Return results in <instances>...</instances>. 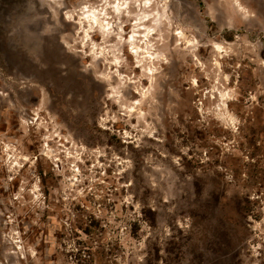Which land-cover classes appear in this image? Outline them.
<instances>
[{"label":"rangeland","instance_id":"1","mask_svg":"<svg viewBox=\"0 0 264 264\" xmlns=\"http://www.w3.org/2000/svg\"><path fill=\"white\" fill-rule=\"evenodd\" d=\"M0 264H264V0H0Z\"/></svg>","mask_w":264,"mask_h":264},{"label":"water","instance_id":"2","mask_svg":"<svg viewBox=\"0 0 264 264\" xmlns=\"http://www.w3.org/2000/svg\"><path fill=\"white\" fill-rule=\"evenodd\" d=\"M10 11V10H9ZM12 17L10 16V25L12 29L16 28V24H19V30L15 32V35L13 34V39H12V47H16V42H21L22 44H28L31 45L33 44L32 39L26 38L25 36L29 35L28 30L25 28V24L29 22H35L31 21L30 15L31 11L28 9H24L23 7L20 6H14L12 3ZM16 25V26H15ZM32 26V30L38 29L37 23H34ZM10 27V28H11Z\"/></svg>","mask_w":264,"mask_h":264},{"label":"bare ground","instance_id":"3","mask_svg":"<svg viewBox=\"0 0 264 264\" xmlns=\"http://www.w3.org/2000/svg\"><path fill=\"white\" fill-rule=\"evenodd\" d=\"M118 13V12H117ZM123 30V29H122ZM131 43V42H130ZM133 52V51H132Z\"/></svg>","mask_w":264,"mask_h":264}]
</instances>
